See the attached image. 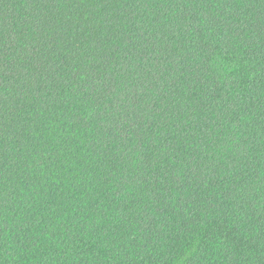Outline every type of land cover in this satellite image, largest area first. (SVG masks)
<instances>
[{"label":"trees","instance_id":"trees-1","mask_svg":"<svg viewBox=\"0 0 264 264\" xmlns=\"http://www.w3.org/2000/svg\"><path fill=\"white\" fill-rule=\"evenodd\" d=\"M0 264H264V0H0Z\"/></svg>","mask_w":264,"mask_h":264}]
</instances>
